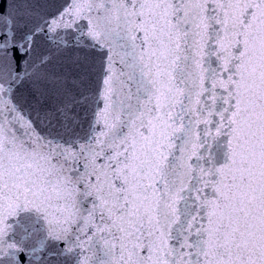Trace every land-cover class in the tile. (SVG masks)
I'll return each instance as SVG.
<instances>
[{"label":"snow or ice","instance_id":"6c2138e0","mask_svg":"<svg viewBox=\"0 0 264 264\" xmlns=\"http://www.w3.org/2000/svg\"><path fill=\"white\" fill-rule=\"evenodd\" d=\"M0 264H264V0H0Z\"/></svg>","mask_w":264,"mask_h":264}]
</instances>
